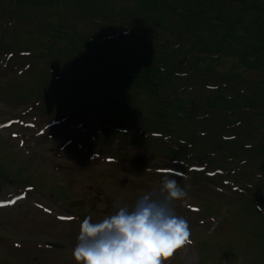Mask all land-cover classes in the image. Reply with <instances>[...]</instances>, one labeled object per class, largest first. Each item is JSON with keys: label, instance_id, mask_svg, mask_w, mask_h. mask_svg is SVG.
Instances as JSON below:
<instances>
[{"label": "trees", "instance_id": "16d2710c", "mask_svg": "<svg viewBox=\"0 0 264 264\" xmlns=\"http://www.w3.org/2000/svg\"><path fill=\"white\" fill-rule=\"evenodd\" d=\"M10 1L0 0V52L34 48L46 67L66 70L51 76L46 90L44 71L29 75L39 85L36 99L46 107L98 114L105 105L106 122L122 128L170 133L192 126L205 134L212 150L257 162L264 174V27H235L254 17L251 10L264 11L242 4L231 16L237 5L226 0L215 5L214 0H116V5L94 0L90 11L79 12L84 18L77 23L73 8L62 7L69 0ZM8 16L16 19L10 30L3 26ZM29 19L31 26L23 23ZM231 55H238L241 65L227 67L224 60ZM250 72L262 77H249ZM206 86L217 88L206 91ZM137 99L146 101L149 116H140ZM190 136L198 140L193 132ZM259 201L264 205V197ZM259 239L264 240V228Z\"/></svg>", "mask_w": 264, "mask_h": 264}, {"label": "rangeland", "instance_id": "374dc122", "mask_svg": "<svg viewBox=\"0 0 264 264\" xmlns=\"http://www.w3.org/2000/svg\"><path fill=\"white\" fill-rule=\"evenodd\" d=\"M93 1L69 0L62 7L68 10L73 8L71 15L79 23L84 18L81 11H90ZM238 1L250 8L264 11V0H252V3L249 0ZM114 3L116 5V0ZM215 3L214 0V5ZM221 5L223 6L222 3ZM25 8L34 7L25 5ZM235 11H238L236 6L231 9V16L235 15ZM229 22H233L232 17H229ZM27 25L31 26L32 23L27 20ZM87 26L97 27L98 24L88 23ZM235 27L256 31L257 27H264V19L248 15L236 23ZM160 39H164V36ZM26 43L34 44L33 41ZM30 52L31 56L35 53L34 50ZM231 56V59L224 60L227 67L241 65L238 55ZM34 58L10 61L9 55L0 56V201L8 203L20 192L25 195L15 205L0 208L1 261L11 263L18 257L14 262L19 261L20 264H77L72 252L77 244L80 224L86 217L90 216L95 223L114 214L118 207L131 210L136 201L149 192H154L155 198L162 199L163 195L158 190L165 178L176 179L179 186L186 193L189 192L186 197L177 201L174 209L176 215L187 220L192 240L190 245L178 250L165 264H198L200 261L201 264H238L237 259L254 261L259 239L252 240L253 231L249 227V219L246 222V217L234 215L237 207L233 206L237 205L236 202L243 201L244 196L247 200H252V194L264 193L262 188L258 192L252 188L251 183L242 182L243 177L234 176L239 172L237 168L224 178L214 177L208 181L204 176L193 178L194 176L186 173L193 166L203 167L205 163L180 161L179 164L187 168V172H182L180 169H169L173 161L164 155L163 160L150 154L141 163H133L128 170L119 172L113 162L114 157L121 161L119 154L127 157L129 148H126L125 153L120 152L117 142L121 141L114 138H107L108 141L104 143L107 149L98 148L88 155L85 146L75 143L72 136L86 137L91 146L101 140L99 134L102 128H93V124L89 126L80 123L78 119L77 122L71 121L65 116L58 118L61 114L35 105L39 85L32 84L34 78L29 77L34 72ZM36 68L38 71L44 67ZM223 68V65L217 67L218 70ZM64 72L66 70L56 68L51 73L62 75ZM250 74L252 75L249 77H262L252 72ZM47 75L50 77V74ZM50 86L47 83L44 90ZM166 89L167 87L163 88V91H167ZM15 118L19 119L17 123L15 120L9 121ZM162 141L165 140L157 143L162 144ZM140 148L141 146H134L130 152H139ZM93 152L98 153L99 157H94ZM107 157L110 158L109 161ZM21 166L25 171L19 170ZM206 171L208 172L202 171V175L206 173L212 176L220 170L212 165ZM28 174L31 180L29 183L33 184H26ZM204 181L207 184L205 187L200 185L205 184ZM254 182L257 185L258 180ZM31 185H34L33 190L26 191ZM209 202L214 203L217 210H211ZM61 216L71 219L63 221L59 219ZM13 238L20 243L25 241L24 253L21 251L14 256L10 252L9 248L13 245L9 239ZM18 241H12L14 246H19ZM48 241H58L64 248L56 251L49 247L46 249ZM35 255L36 259H33Z\"/></svg>", "mask_w": 264, "mask_h": 264}, {"label": "clouds", "instance_id": "9594fccd", "mask_svg": "<svg viewBox=\"0 0 264 264\" xmlns=\"http://www.w3.org/2000/svg\"><path fill=\"white\" fill-rule=\"evenodd\" d=\"M158 192L162 199L146 193L131 210L118 207L99 222L86 217L72 252L77 264H165L190 245L188 222L174 209V202L186 197V191L176 179L165 178Z\"/></svg>", "mask_w": 264, "mask_h": 264}, {"label": "snow or ice", "instance_id": "6c2138e0", "mask_svg": "<svg viewBox=\"0 0 264 264\" xmlns=\"http://www.w3.org/2000/svg\"><path fill=\"white\" fill-rule=\"evenodd\" d=\"M9 203H13V204H14V203H15V201H14V200H13V201H9ZM0 206H3V205H0ZM62 219H63V217H62Z\"/></svg>", "mask_w": 264, "mask_h": 264}]
</instances>
